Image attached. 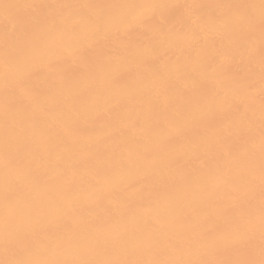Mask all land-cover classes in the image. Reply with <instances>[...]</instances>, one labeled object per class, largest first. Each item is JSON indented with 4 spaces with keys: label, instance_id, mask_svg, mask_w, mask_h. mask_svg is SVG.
Instances as JSON below:
<instances>
[{
    "label": "bare ground",
    "instance_id": "obj_1",
    "mask_svg": "<svg viewBox=\"0 0 264 264\" xmlns=\"http://www.w3.org/2000/svg\"><path fill=\"white\" fill-rule=\"evenodd\" d=\"M4 3L71 7L43 10L67 18L63 32L0 8V259L6 216L11 237L35 233L33 258L68 260L198 259L202 229L258 224L261 0ZM237 4L253 6L254 27L233 23ZM127 5L160 7L130 28L141 10Z\"/></svg>",
    "mask_w": 264,
    "mask_h": 264
},
{
    "label": "snow or ice",
    "instance_id": "obj_2",
    "mask_svg": "<svg viewBox=\"0 0 264 264\" xmlns=\"http://www.w3.org/2000/svg\"><path fill=\"white\" fill-rule=\"evenodd\" d=\"M69 5H46V4H0V8L4 9L7 19H15L14 13L16 10L25 8L30 9L34 15L28 17L26 20L16 21L15 26L23 27L25 24H35L42 28H51L58 32H63L68 26L67 18L61 15H47L43 10L48 8H66ZM82 8L100 7L94 5H81ZM125 7L131 9H140L132 16V23H140L146 19V13L143 9L160 7L157 5H127ZM169 8L182 9L194 8L195 5H169ZM226 7L235 9L232 14L233 23L241 28H252L255 26L256 20L250 9L252 5H227ZM260 26L262 34H264V0L260 4ZM96 34H103V27L99 22H96ZM75 25L73 29H75ZM75 49L71 50L69 54H74ZM59 57L50 59L46 63V67L50 72H57V65ZM260 76H261V139H260V212L258 224L252 218L243 219L241 217H231L229 224L224 228L219 235L213 232L216 227L215 223L211 227L202 229V236L200 240V247L202 254L198 259H172V260H155V261H141V260H119V259H91L87 255L79 259H49V258H33V250L25 245V239L34 236L35 233H24L15 238L11 237L8 232V227L12 223V218L6 216L3 221L4 239L3 250L5 254L4 259H0V264H264V49L260 53ZM24 84V81H20ZM243 105H237L236 111L240 112ZM254 191V187L249 183L247 192H241L238 188L233 191V200L240 201ZM100 197L97 196V202ZM73 208L76 207L73 202ZM40 230H46L47 225H38ZM259 232V246L257 258V244L255 236ZM98 247H104V243L98 242ZM167 247L175 250L177 242L174 240L167 241ZM40 248L42 251H47V242L41 241ZM222 256L223 258H217Z\"/></svg>",
    "mask_w": 264,
    "mask_h": 264
}]
</instances>
